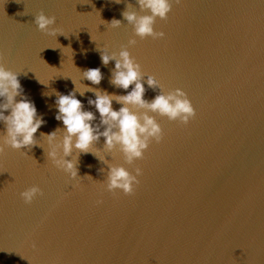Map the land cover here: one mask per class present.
Returning <instances> with one entry per match:
<instances>
[{"label":"water","instance_id":"95a60500","mask_svg":"<svg viewBox=\"0 0 264 264\" xmlns=\"http://www.w3.org/2000/svg\"><path fill=\"white\" fill-rule=\"evenodd\" d=\"M170 2L154 22L164 36L141 39L121 16L124 3L0 0V64L19 74L44 120L34 135L45 149L40 133L62 128L56 93L127 91L110 83L114 61L102 64L96 46L127 47L142 73L164 91L182 89L195 111L187 124L150 113L162 136L142 158L127 164L118 149L105 157L141 169L130 194L106 190L107 165L91 153L69 177L40 146L0 141V264H264V0ZM41 12L63 35L37 28ZM112 18L121 25L104 23ZM97 67L98 85L81 77ZM144 87L149 101L160 91ZM76 96L95 112L93 92ZM102 146L103 137L91 150L102 154ZM33 184L41 194L26 204L19 192Z\"/></svg>","mask_w":264,"mask_h":264},{"label":"clouds","instance_id":"9594fccd","mask_svg":"<svg viewBox=\"0 0 264 264\" xmlns=\"http://www.w3.org/2000/svg\"><path fill=\"white\" fill-rule=\"evenodd\" d=\"M113 2L125 4L121 16L132 25L134 36L141 39L164 36L163 32L154 29V22L156 18L167 17L171 10L170 0H135L139 13L132 10V3L129 0H113ZM34 23L47 35L56 38L58 34H62L52 27L55 24V17L45 15L43 12L34 17ZM104 23L115 28L121 25V20L112 18ZM134 43V39L128 40L129 46ZM96 47L102 64L107 65L110 61H114L110 83L127 91L125 94L117 95L88 86L80 90L72 80L76 85L73 91L67 94L56 93L55 119L61 122L62 128L58 127L46 134L40 133V136L45 138L47 149L36 142L37 138L34 134L44 120L38 115L35 104L25 96L18 78L19 74L0 64V123L4 126L0 141L17 150L30 149L33 145L40 146L46 157L69 177L78 176L80 155L91 153L107 165L106 190H120L124 194H130L138 184L141 169L136 168L133 174L123 165H113L105 157L111 155L113 149H118L127 164L142 158L149 142L159 141L162 136L160 124L150 113L166 116L170 121L187 124L195 115V111L182 89L164 91L154 76L142 73L141 65L131 56L127 47H122L118 52H109L103 47ZM81 77L90 81L92 85H98L102 73L98 67L88 68L81 72ZM145 84L160 90L150 101L144 98ZM85 91L94 93V98H89L87 103L94 107L95 112L85 109L76 96V92L83 96ZM113 101L121 106L114 109ZM96 114L99 116V123L94 122L97 119ZM59 130H62L60 135L57 134ZM101 137H103L102 154L91 150ZM97 171L104 173L105 169L101 167ZM40 194L39 185L33 184L19 192V197L24 203L29 204Z\"/></svg>","mask_w":264,"mask_h":264}]
</instances>
